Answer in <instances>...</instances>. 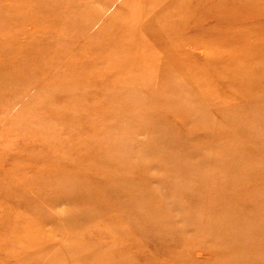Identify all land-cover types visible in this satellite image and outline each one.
<instances>
[{
  "label": "rangeland",
  "instance_id": "1",
  "mask_svg": "<svg viewBox=\"0 0 264 264\" xmlns=\"http://www.w3.org/2000/svg\"><path fill=\"white\" fill-rule=\"evenodd\" d=\"M0 264H264V0H0Z\"/></svg>",
  "mask_w": 264,
  "mask_h": 264
}]
</instances>
